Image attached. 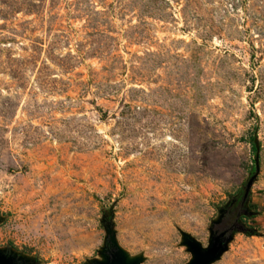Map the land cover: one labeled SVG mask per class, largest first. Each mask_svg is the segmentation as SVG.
Listing matches in <instances>:
<instances>
[{
  "label": "rangeland",
  "instance_id": "1",
  "mask_svg": "<svg viewBox=\"0 0 264 264\" xmlns=\"http://www.w3.org/2000/svg\"><path fill=\"white\" fill-rule=\"evenodd\" d=\"M264 264V0H0V251L23 264Z\"/></svg>",
  "mask_w": 264,
  "mask_h": 264
},
{
  "label": "water",
  "instance_id": "2",
  "mask_svg": "<svg viewBox=\"0 0 264 264\" xmlns=\"http://www.w3.org/2000/svg\"><path fill=\"white\" fill-rule=\"evenodd\" d=\"M228 232L221 234L214 233L211 245L208 249L191 238H187V246L193 254V259L189 264H213L221 256L226 248L229 239ZM23 260L13 254L0 251V264H23ZM101 264H139L138 260H129L125 251L114 241H109L107 246L106 261Z\"/></svg>",
  "mask_w": 264,
  "mask_h": 264
}]
</instances>
